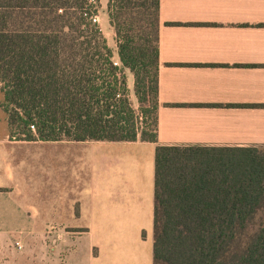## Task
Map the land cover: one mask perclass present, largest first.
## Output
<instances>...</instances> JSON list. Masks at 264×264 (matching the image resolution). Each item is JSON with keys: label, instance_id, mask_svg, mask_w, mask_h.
Instances as JSON below:
<instances>
[{"label": "crops", "instance_id": "1", "mask_svg": "<svg viewBox=\"0 0 264 264\" xmlns=\"http://www.w3.org/2000/svg\"><path fill=\"white\" fill-rule=\"evenodd\" d=\"M160 16L158 142L0 136V264H154L157 146L264 147V0Z\"/></svg>", "mask_w": 264, "mask_h": 264}, {"label": "trees", "instance_id": "2", "mask_svg": "<svg viewBox=\"0 0 264 264\" xmlns=\"http://www.w3.org/2000/svg\"><path fill=\"white\" fill-rule=\"evenodd\" d=\"M98 6L0 0V106L12 138L158 142L161 0L108 1L122 66ZM263 210L264 147L157 146L154 264H264Z\"/></svg>", "mask_w": 264, "mask_h": 264}, {"label": "rangeland", "instance_id": "3", "mask_svg": "<svg viewBox=\"0 0 264 264\" xmlns=\"http://www.w3.org/2000/svg\"><path fill=\"white\" fill-rule=\"evenodd\" d=\"M108 1L109 0H99L98 6V18L99 24L102 28V31L107 38L109 46L114 51V60L119 62V66H122V62L118 57V47H117V38L113 27L110 24L109 14H108ZM126 74H133L130 69H126ZM132 102L136 110L140 109V102L135 93V85L132 87ZM4 100V94L0 91V104ZM8 116L6 111L0 106V136L4 135L9 131L8 125ZM151 120V119H149ZM259 221H264V210L260 213Z\"/></svg>", "mask_w": 264, "mask_h": 264}, {"label": "built area", "instance_id": "4", "mask_svg": "<svg viewBox=\"0 0 264 264\" xmlns=\"http://www.w3.org/2000/svg\"><path fill=\"white\" fill-rule=\"evenodd\" d=\"M98 0H91L92 3H97ZM95 22H98L99 23V18H98V15L95 16L94 18ZM116 65H119V62H115ZM18 245L20 246V243H18ZM21 248V246H20Z\"/></svg>", "mask_w": 264, "mask_h": 264}]
</instances>
